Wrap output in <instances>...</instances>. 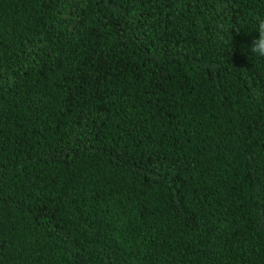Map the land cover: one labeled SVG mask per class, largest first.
I'll return each mask as SVG.
<instances>
[{"label": "trees", "instance_id": "obj_1", "mask_svg": "<svg viewBox=\"0 0 264 264\" xmlns=\"http://www.w3.org/2000/svg\"><path fill=\"white\" fill-rule=\"evenodd\" d=\"M261 18L0 0V264H264Z\"/></svg>", "mask_w": 264, "mask_h": 264}, {"label": "clouds", "instance_id": "obj_2", "mask_svg": "<svg viewBox=\"0 0 264 264\" xmlns=\"http://www.w3.org/2000/svg\"><path fill=\"white\" fill-rule=\"evenodd\" d=\"M218 28L221 32L227 31L223 24L218 25ZM255 31L258 36L253 38L248 50L258 58H264V18L258 19Z\"/></svg>", "mask_w": 264, "mask_h": 264}]
</instances>
